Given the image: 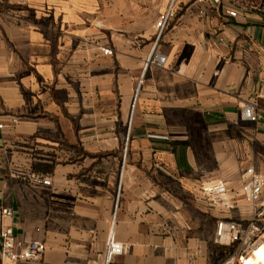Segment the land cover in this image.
<instances>
[{
  "label": "crops",
  "instance_id": "1",
  "mask_svg": "<svg viewBox=\"0 0 264 264\" xmlns=\"http://www.w3.org/2000/svg\"><path fill=\"white\" fill-rule=\"evenodd\" d=\"M169 1L144 20L132 0L122 18L115 0H0V209L45 243L28 264H105L110 231L124 250L107 264H219L216 221L250 219L240 186L249 166L264 176V13L176 0L154 45ZM152 50L164 67H145ZM249 99L257 122L240 116ZM209 178L233 207L204 200Z\"/></svg>",
  "mask_w": 264,
  "mask_h": 264
},
{
  "label": "built area",
  "instance_id": "2",
  "mask_svg": "<svg viewBox=\"0 0 264 264\" xmlns=\"http://www.w3.org/2000/svg\"><path fill=\"white\" fill-rule=\"evenodd\" d=\"M197 4L206 2L218 6L222 0H186ZM203 14V10H198ZM227 15L236 16V10H226ZM176 14V0H170L158 13L153 24L154 45L160 40ZM105 55L112 54L108 47L100 46ZM264 52V48L262 49ZM166 56L152 50L145 61V67L155 65L164 67ZM242 119L257 122L260 118L256 99L243 102L240 107ZM244 180L240 186V197L251 208L252 214L247 221H237L230 218H220L215 223L213 242L225 247L227 253L219 264H264V176L249 166L243 173ZM34 181L41 185H50L49 177H34ZM199 191L204 200L212 206L233 207L226 183L221 178H209L199 181ZM12 210L8 207L0 209V264H28L37 263L41 260L45 243L39 239L26 241L14 234L10 224H3L2 219L10 218ZM124 245L114 238L112 231L109 232L104 251V261L107 264L111 258L122 253Z\"/></svg>",
  "mask_w": 264,
  "mask_h": 264
},
{
  "label": "rangeland",
  "instance_id": "3",
  "mask_svg": "<svg viewBox=\"0 0 264 264\" xmlns=\"http://www.w3.org/2000/svg\"><path fill=\"white\" fill-rule=\"evenodd\" d=\"M128 1L129 0H115V14L116 16L119 17H124L123 14H125L126 11H128L129 6H128ZM134 5L137 4L140 7V10L144 12V20H148V15H150L151 10H152V4L156 3L158 0H145V3L141 2L143 0H132ZM168 0H163V6L166 4ZM230 3L234 4V7H241L244 9H251V10H258L264 13V0H228ZM157 4V3H156ZM124 5L126 7H124ZM162 6V7H163ZM158 15L157 9H156V14H155V19L156 20Z\"/></svg>",
  "mask_w": 264,
  "mask_h": 264
}]
</instances>
